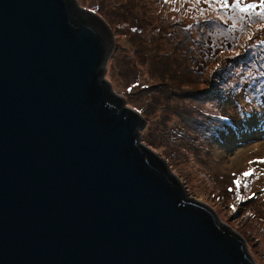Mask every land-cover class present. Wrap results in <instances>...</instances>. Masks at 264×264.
I'll return each mask as SVG.
<instances>
[{
    "label": "water",
    "instance_id": "obj_1",
    "mask_svg": "<svg viewBox=\"0 0 264 264\" xmlns=\"http://www.w3.org/2000/svg\"><path fill=\"white\" fill-rule=\"evenodd\" d=\"M77 0H0V264H257L142 142Z\"/></svg>",
    "mask_w": 264,
    "mask_h": 264
},
{
    "label": "rangeland",
    "instance_id": "obj_2",
    "mask_svg": "<svg viewBox=\"0 0 264 264\" xmlns=\"http://www.w3.org/2000/svg\"><path fill=\"white\" fill-rule=\"evenodd\" d=\"M77 3L101 15L113 30L115 46L105 76L143 117L142 142L168 163L189 196L214 209L243 236L256 263L264 264V32L259 18L253 16L257 24L250 27L243 14L233 20L232 12L216 13L204 4L197 8L191 0ZM196 16L211 26L197 32ZM167 31L173 36L164 35ZM233 49L242 55L233 56ZM194 52L209 55L197 73L196 63L189 61Z\"/></svg>",
    "mask_w": 264,
    "mask_h": 264
},
{
    "label": "snow or ice",
    "instance_id": "obj_3",
    "mask_svg": "<svg viewBox=\"0 0 264 264\" xmlns=\"http://www.w3.org/2000/svg\"><path fill=\"white\" fill-rule=\"evenodd\" d=\"M168 2V0H166ZM191 2L199 7V5L204 4L207 8L213 9L214 12L219 13L223 11H231L233 13L232 19L235 20L237 18L236 14H243L241 18H247L251 21L250 27L252 25L257 24V21H253L252 17L259 18V29L261 32H264V0H191ZM210 18V17H208ZM216 19L222 20L224 22H228V17L217 15ZM258 38V37H257ZM248 39H253V34L250 33L248 35ZM244 48V45L240 46ZM233 56H241L242 52L236 51L233 49ZM251 75V73H249ZM227 117H222V119H226ZM244 175H248V173H244ZM233 210L235 211V206H233Z\"/></svg>",
    "mask_w": 264,
    "mask_h": 264
},
{
    "label": "trees",
    "instance_id": "obj_4",
    "mask_svg": "<svg viewBox=\"0 0 264 264\" xmlns=\"http://www.w3.org/2000/svg\"><path fill=\"white\" fill-rule=\"evenodd\" d=\"M213 10V9H212ZM223 12V11H222ZM225 13H227V14H229V13H231V11L229 10V11H224ZM223 12V13H224ZM196 21H197V23L195 24V26H193L194 28H196L197 29V32H199L200 30H203V28H205L207 25L210 27L211 25H210V22H205L204 20H200L197 16H196ZM177 27V26H176ZM182 29V28H181ZM184 30H186L187 31V33L189 34V33H191V30L190 29H184ZM173 34H174V32H170V31H167V32H165V34L164 35H166V36H173ZM192 39V38H191ZM198 42H200V43H198ZM206 42H207V44H209V42H208V40L206 39ZM196 44H199L200 46H205L204 44H203V40H198L197 42H196ZM209 46V45H208ZM172 48L175 50V48H176V46L175 45H173L172 46ZM191 50V49H190ZM249 54H251V52L249 53ZM255 55H258L257 53H255L254 52V56ZM191 56H192V58H190V64L191 63H196V65H195V67H194V70H195V72L197 73V72H201V70L203 69V60H205V59H207V58H209V55H207V56H199V53H197L196 54V52H194L193 54H191ZM219 62H220V60H218ZM201 64V66H200V68H199V70H196V69H198V65L197 64ZM210 63H213V65L214 66H217V63L218 62H216L215 60H213V62H212V60L210 61ZM211 85V84H210ZM183 90H186L185 88H183ZM213 94H214V92H213ZM257 129V128H256ZM221 138H223L222 136H221Z\"/></svg>",
    "mask_w": 264,
    "mask_h": 264
},
{
    "label": "bare ground",
    "instance_id": "obj_5",
    "mask_svg": "<svg viewBox=\"0 0 264 264\" xmlns=\"http://www.w3.org/2000/svg\"><path fill=\"white\" fill-rule=\"evenodd\" d=\"M108 61H109V60H108ZM107 63H108V62H107ZM227 71H229V70H227ZM227 71H226V72H227ZM214 94H215V97H216V94H217V93H216V90L214 91ZM214 94H213V95H214ZM217 96H218V95H217ZM211 97H212V96H211Z\"/></svg>",
    "mask_w": 264,
    "mask_h": 264
}]
</instances>
